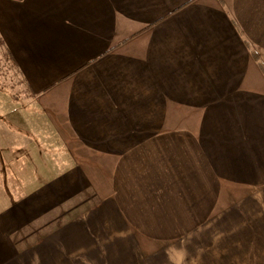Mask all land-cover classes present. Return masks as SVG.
I'll list each match as a JSON object with an SVG mask.
<instances>
[{
	"label": "crops",
	"instance_id": "0c3cea01",
	"mask_svg": "<svg viewBox=\"0 0 264 264\" xmlns=\"http://www.w3.org/2000/svg\"><path fill=\"white\" fill-rule=\"evenodd\" d=\"M0 41L31 96L0 114V264L264 240V0H0Z\"/></svg>",
	"mask_w": 264,
	"mask_h": 264
},
{
	"label": "rangeland",
	"instance_id": "374dc122",
	"mask_svg": "<svg viewBox=\"0 0 264 264\" xmlns=\"http://www.w3.org/2000/svg\"><path fill=\"white\" fill-rule=\"evenodd\" d=\"M28 100H31V96L26 89L24 80L0 41V114L10 107L20 104L19 102ZM216 222L218 226L206 233L213 234L212 244L219 248H215L216 251L212 254L211 259L206 257L199 262L200 264H264V240L261 237L254 236L256 239L254 242H249L252 238L250 236L248 238H230L227 219L220 218ZM229 242H232L230 243L233 246L232 249ZM230 249L233 252L229 253Z\"/></svg>",
	"mask_w": 264,
	"mask_h": 264
},
{
	"label": "trees",
	"instance_id": "16d2710c",
	"mask_svg": "<svg viewBox=\"0 0 264 264\" xmlns=\"http://www.w3.org/2000/svg\"><path fill=\"white\" fill-rule=\"evenodd\" d=\"M10 57V56H9ZM31 92V91H30Z\"/></svg>",
	"mask_w": 264,
	"mask_h": 264
}]
</instances>
